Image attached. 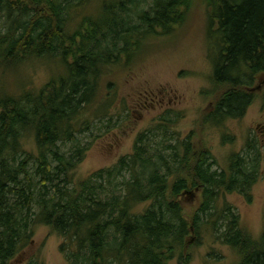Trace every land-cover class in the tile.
Masks as SVG:
<instances>
[{
  "label": "trees",
  "instance_id": "1",
  "mask_svg": "<svg viewBox=\"0 0 264 264\" xmlns=\"http://www.w3.org/2000/svg\"><path fill=\"white\" fill-rule=\"evenodd\" d=\"M91 1L0 0V65L47 58L62 67L56 72H68L39 90L4 89L0 95V264L30 246L41 226L64 240L66 264H191L194 248L206 238L234 251V264H264V231L252 236L226 199H252L262 160L253 139L222 169L196 142L195 131H176L183 116L169 110L155 128L138 135L131 155L75 181L91 145L79 143L91 126L83 116L97 104L105 72L130 66L148 38L167 36L185 23L192 5L101 0L94 15H84L80 10ZM204 4L214 89L201 121L222 130L243 118L257 98L252 90L264 75V0ZM75 19L76 29L68 28ZM261 97L264 105V91ZM111 101L95 110L97 119L106 120V133L122 120L108 115ZM30 138L35 156L25 147ZM223 139L235 140L229 134ZM68 144L72 148L64 152ZM193 192L198 204L188 209L183 199ZM213 247L209 264H223Z\"/></svg>",
  "mask_w": 264,
  "mask_h": 264
},
{
  "label": "rangeland",
  "instance_id": "2",
  "mask_svg": "<svg viewBox=\"0 0 264 264\" xmlns=\"http://www.w3.org/2000/svg\"><path fill=\"white\" fill-rule=\"evenodd\" d=\"M100 1L93 0L80 11L84 15H94ZM206 12L204 0H192L185 23L167 36L148 38L130 66L123 69L110 67L105 72L97 104L83 116L86 122H91V126L89 131L80 135L79 143L91 145L74 172L75 181L111 168L120 158L131 155L138 135L155 128L164 113L174 111L183 116L181 123L176 125V131L184 136L195 131L196 142L201 147L209 148L222 169L227 168L231 154L244 152L250 139L258 144L262 155L260 177L252 190L251 201L239 194L228 195L226 199L237 210L244 228L259 238L264 231V105L261 101L264 75L252 90L257 93V98L243 118L230 120L222 130L202 126L204 113L211 109L214 89L209 80L212 68L207 50ZM77 22L76 19L69 22L68 28L76 29ZM55 63V60L47 58L21 65L1 63L0 95L4 89L9 94L39 90L50 78L66 77L67 70L56 72L62 67H56ZM109 98L114 101H111L113 110L108 115H116L115 121L120 115L122 120L115 124L116 128L106 133V120L97 119L95 110L100 102H107ZM225 134L234 136L232 144L224 142ZM27 141V152L37 155L34 139ZM71 148L68 144L63 151ZM198 196V192H193L183 199L188 209L198 204ZM63 244L64 240L52 233L50 228L38 227L32 244L10 264H29L33 259L42 264H66L61 250ZM213 246L224 257L223 264L236 263L234 251L220 244L214 245L210 238H206L203 245L194 248L191 264L214 263L213 258L208 259ZM171 264L179 262L173 261Z\"/></svg>",
  "mask_w": 264,
  "mask_h": 264
},
{
  "label": "flooded vegetation",
  "instance_id": "3",
  "mask_svg": "<svg viewBox=\"0 0 264 264\" xmlns=\"http://www.w3.org/2000/svg\"><path fill=\"white\" fill-rule=\"evenodd\" d=\"M182 115V114H181Z\"/></svg>",
  "mask_w": 264,
  "mask_h": 264
}]
</instances>
